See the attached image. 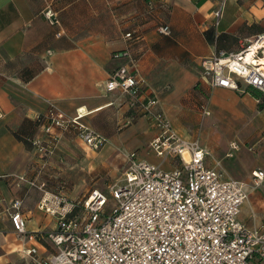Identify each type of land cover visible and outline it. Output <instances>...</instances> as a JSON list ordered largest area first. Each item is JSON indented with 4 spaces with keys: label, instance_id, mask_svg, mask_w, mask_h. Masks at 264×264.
Listing matches in <instances>:
<instances>
[{
    "label": "crops",
    "instance_id": "crops-1",
    "mask_svg": "<svg viewBox=\"0 0 264 264\" xmlns=\"http://www.w3.org/2000/svg\"><path fill=\"white\" fill-rule=\"evenodd\" d=\"M222 5L217 25L215 12ZM48 9L58 15L59 26L50 23ZM164 25L171 27L170 35L159 32ZM134 30L140 38L130 42L125 34ZM260 33L264 0H0V264H31L24 250L34 245L42 256L53 253L47 234L58 221L41 202L55 196L84 199L97 186L91 174L115 175L118 164L126 165V153L167 171L177 166L152 152L158 129L150 119L133 110L123 93L106 89L117 68L132 66L141 96L154 95L184 137L185 115L194 104L189 97L211 86L202 61L217 51L238 52ZM123 51L132 58L120 55ZM211 89L220 103L232 93L256 99L245 91ZM51 105L70 117L83 113L82 121L108 139L104 148L92 150L77 132L67 131L43 157L19 140L16 134H41L34 124ZM202 146L211 153L206 164L213 167L219 159ZM227 164L234 169L222 165L227 176L246 177L236 179L250 184L253 172L264 169V150L255 155L246 149ZM247 191L240 220L263 229L264 187L249 185ZM15 201H21L27 222L24 235L11 222Z\"/></svg>",
    "mask_w": 264,
    "mask_h": 264
},
{
    "label": "built area",
    "instance_id": "built-area-1",
    "mask_svg": "<svg viewBox=\"0 0 264 264\" xmlns=\"http://www.w3.org/2000/svg\"><path fill=\"white\" fill-rule=\"evenodd\" d=\"M222 7L215 12L217 25ZM45 15L52 25H60L51 9ZM159 32L170 35L171 27L160 26ZM125 38L133 42L140 35L134 30ZM263 59L264 33H260L238 52L213 53L202 61V68L213 88L240 92L243 81L264 92ZM131 68L122 64L105 87L123 93L133 110L150 119L158 129L150 142L152 152L159 159L176 160L177 166L167 171L128 152L124 177L108 192L96 188L80 201L67 196L43 200L40 207L58 221V227L47 234L54 252L42 256L35 245L25 249L31 264H264V228H250L240 220L248 186L264 187V169L253 172L248 184L227 176L220 160L209 167L210 151L198 139L181 136L154 95L141 96L142 85ZM83 116L79 112L70 117L51 105L33 148L48 157L64 133L75 131L92 150H101L108 139L85 124ZM231 150L239 151L240 145L232 142ZM12 207L15 232L24 235L27 222L21 201Z\"/></svg>",
    "mask_w": 264,
    "mask_h": 264
},
{
    "label": "rangeland",
    "instance_id": "rangeland-1",
    "mask_svg": "<svg viewBox=\"0 0 264 264\" xmlns=\"http://www.w3.org/2000/svg\"><path fill=\"white\" fill-rule=\"evenodd\" d=\"M241 82L239 94L244 92L242 89L244 90L246 86L243 81ZM211 88L213 87L199 88L198 95L191 94L189 99L194 103L193 110L186 112L184 120L186 124L182 125V129L183 132H186L184 137L188 136L190 140L198 139L201 145L210 147L211 152L221 161L224 168L229 170V168H233L228 166L227 162L235 159L244 150L251 149L255 155L258 151L264 150V108H258L259 103H264V97L259 102L256 99H245L243 95L237 96L232 93L227 96V103H220L213 97ZM232 142H237L240 145L239 151L232 152ZM213 144L216 145L215 150L211 148ZM216 150L220 152L221 156L217 154ZM228 153L232 155L228 156ZM117 154H120L119 150H117ZM123 165L122 163L118 164L116 176L112 174L113 172L107 174L104 171L106 175L98 171L92 173V183L97 181L96 188L108 192V186L124 177L123 173L127 163L126 167ZM236 178L246 179L241 176Z\"/></svg>",
    "mask_w": 264,
    "mask_h": 264
},
{
    "label": "trees",
    "instance_id": "trees-1",
    "mask_svg": "<svg viewBox=\"0 0 264 264\" xmlns=\"http://www.w3.org/2000/svg\"><path fill=\"white\" fill-rule=\"evenodd\" d=\"M245 92L249 93L251 96H253L254 98H256L259 102L260 100L263 99L264 97V92L259 91L258 89H256L255 87L253 88L250 85H247L245 87ZM259 109H263L264 108V103H259L258 105ZM43 119V115H41L40 117H38V119L35 122V126L38 128L40 126L41 128V120ZM39 135V134H38ZM37 133H35V135H31L29 137L23 138L21 135L19 136L18 134H16L17 138L19 140H23L26 145H28L29 147L33 148V140L35 139L36 136H38ZM34 149V148H33Z\"/></svg>",
    "mask_w": 264,
    "mask_h": 264
},
{
    "label": "bare ground",
    "instance_id": "bare-ground-1",
    "mask_svg": "<svg viewBox=\"0 0 264 264\" xmlns=\"http://www.w3.org/2000/svg\"><path fill=\"white\" fill-rule=\"evenodd\" d=\"M262 64H264V59L262 60Z\"/></svg>",
    "mask_w": 264,
    "mask_h": 264
}]
</instances>
